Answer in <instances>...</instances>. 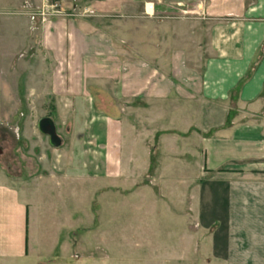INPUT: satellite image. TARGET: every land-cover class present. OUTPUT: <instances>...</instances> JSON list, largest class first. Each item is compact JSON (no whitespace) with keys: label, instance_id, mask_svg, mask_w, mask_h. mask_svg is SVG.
Returning a JSON list of instances; mask_svg holds the SVG:
<instances>
[{"label":"crops","instance_id":"1","mask_svg":"<svg viewBox=\"0 0 264 264\" xmlns=\"http://www.w3.org/2000/svg\"><path fill=\"white\" fill-rule=\"evenodd\" d=\"M13 2L20 11L55 4L62 13L45 22L18 16L24 51L40 61L29 94L53 102L61 120L62 157L46 164L41 190L73 196L81 180L102 179L107 199L113 182L123 189L149 173L153 183L183 185L184 232L142 240L137 254L171 264H264V0ZM178 2H195L188 11L197 15L179 20ZM192 183L200 184L195 192ZM215 194L226 200L224 221L209 212L193 233L192 222L204 223L203 199ZM37 211L27 189L0 181V264L48 257L41 248L49 242L31 234ZM204 229L212 234L202 241Z\"/></svg>","mask_w":264,"mask_h":264},{"label":"rangeland","instance_id":"2","mask_svg":"<svg viewBox=\"0 0 264 264\" xmlns=\"http://www.w3.org/2000/svg\"><path fill=\"white\" fill-rule=\"evenodd\" d=\"M194 3H177L181 11L179 20L197 15L188 11L194 9ZM36 10L24 7L20 11L15 8L13 0H0V181L12 183L23 192L27 189L29 200L38 210L31 219L32 237L43 239L50 245L41 248L49 254L41 260V264H55L63 254L67 256L63 259L65 264H171L153 261L145 253L137 254L135 244L151 239L160 242L182 239L184 220L181 215L187 201L183 198L182 184L153 183L151 176L147 177L148 173L138 183L123 185V189L119 182H113L110 198L107 199L102 179L81 180L79 191L73 196L71 192L59 197L54 192L41 190L42 183L38 177L49 174L46 164H52L62 156L57 155L48 137L38 129V122L44 117H52L60 124L61 120L54 118V103L38 92L34 95V90L31 96L26 86L30 78L40 76V61H36L38 57L32 59L24 51L27 36L23 34V23L20 24V20L24 19L18 16L19 13L28 17L37 16L41 11ZM84 14L93 13L85 11ZM141 25L146 29L150 24ZM109 27L115 29L114 24ZM129 40H132L129 46L135 42L134 39ZM30 59L35 69L27 66ZM50 63L47 62L48 67ZM82 153L74 152L80 159ZM199 185L192 183L190 192L198 190ZM142 193L144 198L136 197ZM203 202L200 210L204 223L201 220L192 222L195 234L199 224L202 226L208 220L209 212H214L218 221H224L226 200L222 194H215L208 201L203 199ZM191 208H199L194 197ZM202 232L197 236L202 241L212 234V230L204 229ZM105 240L110 241L112 246L103 247ZM68 241L77 242L78 247L62 246ZM105 249L107 254H111L106 259ZM202 249L206 248L201 247L203 254ZM197 264L206 263L200 261Z\"/></svg>","mask_w":264,"mask_h":264},{"label":"water","instance_id":"3","mask_svg":"<svg viewBox=\"0 0 264 264\" xmlns=\"http://www.w3.org/2000/svg\"><path fill=\"white\" fill-rule=\"evenodd\" d=\"M38 129L39 132L43 135L48 137L49 144L53 148H60L62 145V140L57 134V129L55 122L50 117H44L38 122Z\"/></svg>","mask_w":264,"mask_h":264},{"label":"built area","instance_id":"4","mask_svg":"<svg viewBox=\"0 0 264 264\" xmlns=\"http://www.w3.org/2000/svg\"><path fill=\"white\" fill-rule=\"evenodd\" d=\"M26 8L28 10H31L32 7L26 6ZM40 11L41 12L39 14H37V16H35V15L31 16L32 20H35L36 17H40L41 20L43 22H45L46 20H48L49 17H56V16H61L62 15L61 10L59 9V6L55 5V4H53V5L47 4L45 6H42Z\"/></svg>","mask_w":264,"mask_h":264}]
</instances>
